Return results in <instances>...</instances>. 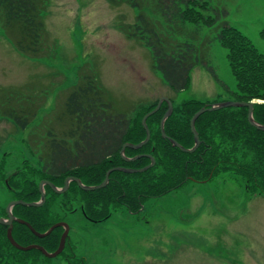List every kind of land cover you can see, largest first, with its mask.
Returning a JSON list of instances; mask_svg holds the SVG:
<instances>
[{
  "label": "rangeland",
  "instance_id": "374dc122",
  "mask_svg": "<svg viewBox=\"0 0 264 264\" xmlns=\"http://www.w3.org/2000/svg\"><path fill=\"white\" fill-rule=\"evenodd\" d=\"M38 1L44 8L45 57L17 54L0 26V201L10 199L1 183L5 166L16 168L25 161L39 168L38 156L47 152L43 134L68 128L67 119L59 122L58 117L78 76H93L103 101L129 118L161 96L173 99L175 106L189 100L205 105L237 101L227 51L216 37L220 23L198 32L202 64L192 70L188 88L174 93L153 70L148 49L120 30L135 21L136 12L127 4ZM206 1L224 10L221 21L264 54V0ZM4 109L18 115L31 110L34 121L20 132ZM25 170L33 173L28 166ZM231 179L188 182L151 202L142 220L109 221L102 231L83 232L95 250L89 264H264V196L250 195ZM93 232L100 236L92 240L88 234ZM50 262L64 264L61 258Z\"/></svg>",
  "mask_w": 264,
  "mask_h": 264
},
{
  "label": "trees",
  "instance_id": "16d2710c",
  "mask_svg": "<svg viewBox=\"0 0 264 264\" xmlns=\"http://www.w3.org/2000/svg\"><path fill=\"white\" fill-rule=\"evenodd\" d=\"M107 2L111 6L127 4L136 12L134 23L122 26L120 30L126 38L137 40L148 49L153 70L174 93L188 88L192 70L202 64L199 53L201 48L196 43L198 32L220 23L216 37L219 45L227 51L226 58L236 83L234 94L237 101H253L252 116L257 123L264 125V54L259 53L236 28L221 21L225 15L224 10L211 7L206 0ZM43 9L41 1L38 0H0V26L13 49L24 58L41 59L46 56L42 44ZM78 79L58 117L59 122L67 119L68 128L60 130L59 133L47 130L43 134L42 140L50 143L47 152L51 155L49 159L54 169L64 168L66 158L71 157L67 156L69 146L76 151L83 148L80 151L85 155L79 156L83 158L82 161L79 159L81 163L78 164L83 167L79 169L81 170L90 167L86 166L88 156H99L103 159L113 151L116 153L121 144L120 140H144L145 131L141 119L155 108L157 102L143 107L133 118H129L116 113L110 103L103 101L93 76L82 75ZM204 106V103L197 100L176 105L174 113L165 121V134L180 142L183 147L191 148L193 135L189 121ZM164 109L163 106L146 120L150 140L143 151L153 154L155 165L143 174L133 176L134 192L137 189L135 180L140 178H148V195L152 199L169 193L167 190L176 188L174 186L189 175L196 180L206 179L209 175L212 176L211 179L226 175L243 185L251 195L264 196V132L249 125L247 108L205 112L196 119L195 130L199 140L209 145L201 161L196 155L198 151L192 154L183 153L161 137L159 122ZM29 111L31 110H21V115H18L13 110L4 109L2 113L5 112L17 129L24 132L35 117V113L30 114ZM27 140H30V136ZM77 140H84V144ZM152 148L154 152H151ZM69 163L76 165L74 162ZM142 165L138 161V166ZM26 166L33 173H28ZM5 167L4 175L12 169L8 164ZM39 169L32 168L30 163L24 161L12 174L15 175L14 183L26 185V189L32 190L36 198V186L40 179L47 176L38 174ZM103 173L104 171L99 177L100 180ZM47 178L51 179L49 176ZM10 179L11 177L8 178L9 181ZM9 181L6 180V183ZM47 193V199H62V195L55 194L50 189H47ZM18 194L23 196L24 193Z\"/></svg>",
  "mask_w": 264,
  "mask_h": 264
},
{
  "label": "flooded vegetation",
  "instance_id": "af4514ba",
  "mask_svg": "<svg viewBox=\"0 0 264 264\" xmlns=\"http://www.w3.org/2000/svg\"><path fill=\"white\" fill-rule=\"evenodd\" d=\"M160 98L158 97L156 101L158 102ZM166 98L172 103V115L175 108L174 101L168 97ZM163 106L165 107L164 114L168 109L167 102L163 101L160 109ZM77 141L84 144V140ZM143 141L120 140L121 144L116 153L113 151L103 159L99 158V156H88L86 166L90 167L81 170L79 169L83 167L81 165L78 166V164L81 163L83 158L79 156L81 154L85 155V153L80 151L83 148H78L79 151H76L69 146L67 156L70 155L71 157L66 158L65 164L63 163L64 168L57 167L56 169L52 167L53 163L49 159L51 155L45 152L43 157L38 156V160H41L38 174H46L51 179L46 176V178L39 180L36 186L38 198H36V194L32 190L26 189V185L14 183L16 181L15 175L12 176V174L17 171L24 161L18 164V168H10V171H7L1 178L2 187L7 191L10 199L8 201H0V264H51L50 261L54 258H61L64 264L93 263L92 256L95 250L90 243L87 244V240L82 238L83 232L102 231L104 227L106 228L110 224L109 221H112V223H117L118 221L120 224H125L126 221L133 217L142 220L144 219L143 213L149 209V205L154 200L164 198L169 193L182 189L188 182L202 184L212 181L211 175L201 180H196L189 175L176 184L174 186L176 188L167 190L170 191L169 193L150 199L148 195V178H140L141 180H135L137 189L134 192L133 176L143 174L149 169L141 173H127L118 169L139 170L150 164L149 156L152 157L153 154L143 151L149 141L139 149L126 146L138 145ZM175 141L180 144L177 140ZM49 145L50 143L47 142L46 147L42 148L48 151L47 146ZM201 146H204L203 150L199 151ZM208 147V144L200 140L199 146L193 152L198 151L196 155L199 157V161L207 153ZM122 148H124L123 156L121 155ZM151 152H154L153 148ZM117 156L118 158H116ZM147 160L150 161L145 163ZM138 161L143 165L138 166ZM69 162H74L76 165H72ZM109 170H112V172L108 175L106 185L101 189L84 190L75 181V179L79 180L83 187H97L104 181ZM103 171V178L100 180L99 177ZM122 175L126 176L123 177ZM9 177H11L10 181L8 180ZM6 180L9 182L6 183ZM42 181L50 182L57 189H65V191L61 194L55 193L50 186L43 184L44 200L41 201L39 184ZM47 189H50L55 194L62 195V199H47ZM20 192L24 193L23 196L18 194ZM16 202H22V204ZM55 225L58 226L47 233ZM9 229L12 240L8 237ZM66 230L67 235L61 252L55 257H48V255L53 254L59 248L62 235ZM77 231L80 232L77 233ZM88 236L94 240V236H100V233L95 235L93 232L89 233Z\"/></svg>",
  "mask_w": 264,
  "mask_h": 264
},
{
  "label": "water",
  "instance_id": "95a60500",
  "mask_svg": "<svg viewBox=\"0 0 264 264\" xmlns=\"http://www.w3.org/2000/svg\"><path fill=\"white\" fill-rule=\"evenodd\" d=\"M163 101L167 102V107H168V109H167V111L163 114V116H162V118H161V120H160V123H159V130H160L161 137H162L163 139L168 140V141L172 144L173 147L178 148L180 151H182V152H184V153H193V152L197 149V147L199 146V144H200V140H199L198 133H197L196 130H195V121H196V119H197L200 115H202V114L205 113V112L218 111V110H221V109H227V108H247V121H248L249 125H250L251 127L255 128V129H257L258 131L264 132V125L257 123V122L254 120L253 116H252V114H253V104H254L253 101H251V102H240V101L219 102V103H215V104H211V105H205L203 108H201L200 110H198L196 113L193 114V116L191 117V119H190V121H189V127H190V131H191V133H192V135H193V141H194V144H193V147L190 148V149L184 148V147H182L180 144H178L175 140L171 139L170 137H168V136L165 134V131H164V122H165V120H166L168 117H170V115H171V113H172V103H171L166 97H161V98L158 100V102H157L155 108H154L152 111L146 113V114L142 117V119H141V125H142V127H143V129H144V131H145V139H144V141L141 142V143L138 144V145H132V146H131V145H126V146H130V147L133 148V149H139V148H141L144 144H146V143L149 141V139H150V131H149L148 126H147V124H146V120H147V118H148L149 116L155 114V113L160 109V106H161V104H162ZM123 151H124V148H122V150H121V155H122V156H123ZM149 158H150V160H151L150 164H149L148 166L142 168V169H139V170H122V169H118V170L123 171V172H127V173H135V172H139V173H141V172H144V171L150 169L151 167H153V165H154V163H155L153 157L149 156ZM111 172H112V170L107 171L104 181H103L100 185H98L97 187H83V186L81 185V183L79 182V180L75 179V181H76V182H77V183H78V184H79L84 190H95V189H101V188H103V187L106 185V183H107V181H108V175H109ZM43 184H47L48 186H50L51 189H52L55 193H60V194H61L62 192L65 191V189H62V190L57 189V188H56L52 183H50V182L42 181V182L39 184V189H40V192H41V193H40V194H41V197H40V200H41V201L44 200V193H43V191H42V186H43ZM65 187H66V186H65ZM16 203L22 204V202H16ZM23 204H24V203H23ZM26 205H32V204H26ZM33 205H39V204H33ZM57 226H58V225L53 226V227H52L47 233H49L53 228H55V227H57ZM9 232H10V229L8 230V237H9L10 240H12ZM66 235H67V230H66V231L64 232V234L62 235V238H61V242H60V246H59V248H58V249L56 250V252H54L53 254L48 255V257H50V258L55 257V256H57V255L61 252V250H62V248H63V244H64V239H65ZM26 249H29V248H26Z\"/></svg>",
  "mask_w": 264,
  "mask_h": 264
}]
</instances>
